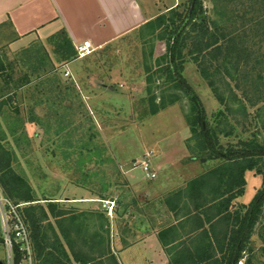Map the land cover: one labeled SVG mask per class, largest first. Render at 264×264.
<instances>
[{
    "label": "rangeland",
    "instance_id": "obj_1",
    "mask_svg": "<svg viewBox=\"0 0 264 264\" xmlns=\"http://www.w3.org/2000/svg\"><path fill=\"white\" fill-rule=\"evenodd\" d=\"M136 1L142 12L153 16L152 19L176 6H179L181 12L187 9L189 3V0ZM202 2L206 14L212 16L211 1ZM141 26L98 51L92 47L91 55L95 59L88 62L89 66L85 69L98 72L106 92L113 96L95 95V104L92 103L93 94L71 91L70 105H66L64 110L63 96L56 94L52 112L60 125L39 128L29 125L31 105L23 104L26 106L21 111L15 107L16 112L13 111L14 107H0V149L9 154L11 168L28 182L34 198L41 203H45L41 201L44 199L52 200L76 215L96 212L105 214L106 221L96 218L86 221L85 224L90 225L86 232L83 230L85 233L82 232L87 236L86 245L76 243L75 251L83 255L86 264L148 263L149 258L144 255L142 247L139 252L119 254V251L134 246L136 239L129 240L127 237L124 242L114 239L117 225L115 219L133 212L142 216L145 212L146 216H151V210L157 209L158 201H163L164 193L180 195L182 191L178 190L182 188L183 180L202 169H206L201 173L204 174L225 164L220 159L202 162L200 159L207 154L193 151L194 148L200 149L195 138L201 129L200 124L198 122V125L191 126L199 109L206 120L203 127L207 126L209 130L216 128L214 116L220 110L219 103L200 77L195 63L186 57L181 71L193 100L191 95L189 98L183 92L175 91L173 83L169 84L165 77L154 74L157 60L165 56L166 47L164 42L140 29ZM58 34L63 33L61 31ZM58 34L56 40L61 39ZM59 50L63 51L57 54L60 63L76 59L71 56L74 48L70 50L69 47H60ZM146 68L152 75V82L155 81L153 85L150 84V90L146 84ZM55 81L57 83L56 78ZM232 86L238 99H242V91L245 90L246 94L253 87L247 84L241 90H236L235 83ZM74 88L72 85V90ZM150 96L156 98L155 104L168 105L151 115L148 103ZM174 98H177L176 102L171 103ZM233 106L236 112L239 106ZM257 108H248L251 114L248 120L240 115L228 120L227 129L232 126L234 132L229 137L219 136L216 150L227 152L242 149L241 145L253 137L258 145L264 147V112L259 114ZM144 163L148 165V172L142 170ZM258 168H261L263 174H257L255 170L245 174L246 185L240 202L246 204V207L257 197H264V157H260ZM151 174L154 178H150ZM208 184L205 186L207 189ZM152 189L160 191L164 197L151 195ZM0 192L3 194L2 190ZM85 199L90 202H83ZM110 200L116 203L112 217L102 207L104 201ZM138 202L139 206L136 205ZM107 230L108 235L105 234ZM96 234L105 238L108 236L110 250L106 256L95 257L89 262L88 254L103 253V242L97 243L99 238ZM249 248L237 264H264V215L258 220ZM154 260L156 264H161L157 257ZM0 264H35L32 246L30 256H25L20 251V245L13 241L10 249L4 242L1 226Z\"/></svg>",
    "mask_w": 264,
    "mask_h": 264
},
{
    "label": "trees",
    "instance_id": "obj_2",
    "mask_svg": "<svg viewBox=\"0 0 264 264\" xmlns=\"http://www.w3.org/2000/svg\"><path fill=\"white\" fill-rule=\"evenodd\" d=\"M210 1L212 16L204 11L202 0H189L187 9L179 12V6H176L140 27L148 31L152 38L164 42L166 47L165 56L157 60L155 75L165 77L169 84L173 83L175 91L189 97L192 92L181 76L182 65L189 57L220 105L219 112L214 116L216 128L209 130L207 126L203 127L206 120L201 109L191 124L194 126L199 122L201 128L195 134L200 149H193L195 153L207 154L200 161L220 159L225 163L199 175L188 185V197L198 201L195 210L201 211L206 207L211 213L207 242H203L200 234L197 240L190 242V249L183 247L170 256L168 264H237L242 255L250 250V239L260 216L264 215V197H257L248 207L233 203L244 193L246 172L255 170L257 174H263L258 162L260 157H264V147L258 145L253 137L241 145L242 149L221 152L215 148L219 136L229 137L234 132L232 126L227 129L229 119L240 115L248 120L251 116L248 108L252 107H258L259 114L264 112V0ZM62 33L58 34V38H66ZM66 39H61L60 47L69 46ZM71 52V56L76 57V52ZM145 75L150 90V84L155 81L152 82L148 68ZM232 83H235L236 90L247 84L253 87L246 94L245 90L242 91L244 98L238 99ZM154 100L156 98L150 96L151 115L168 105H157ZM176 100L174 98L171 103ZM233 105L239 106L236 108L238 113ZM10 161L9 154L0 149V188L13 204L21 206L19 211L29 232L35 264H86L83 255L75 251L76 243L86 245L87 236L82 232L85 233L90 225L85 222L94 218L106 221L105 214L76 215L52 200L39 202L34 198L28 182L13 171ZM218 227L224 230L213 235L212 231ZM105 234L108 235L109 230ZM96 237L99 238L96 241L98 244L103 242V253L88 254L89 262L95 257L106 256L110 250L108 236L105 238L96 234Z\"/></svg>",
    "mask_w": 264,
    "mask_h": 264
},
{
    "label": "crops",
    "instance_id": "obj_3",
    "mask_svg": "<svg viewBox=\"0 0 264 264\" xmlns=\"http://www.w3.org/2000/svg\"><path fill=\"white\" fill-rule=\"evenodd\" d=\"M152 18L142 12L136 0H0V107H14L16 112L15 107L21 111L26 106L23 104L31 105L29 125L39 128L60 125L52 112L56 94L63 96L61 108L64 110L70 105L71 91L93 94L95 104L96 96H113L106 92L98 72L85 69L88 62L95 59L91 54L59 62L57 54L63 52L59 50L61 39L67 38L69 49L70 45L74 48L89 41L98 51ZM61 31L66 38L56 40ZM72 85L76 87L73 90ZM204 171L206 169L183 180L178 190L182 191L180 195L164 193V197L160 191L150 190L151 195L164 197L163 201H158L157 209L151 210L153 215L133 212L115 219L114 239L121 242L127 237L136 239L134 246L119 254L139 252L142 247L149 264H156L154 257L161 264H168L170 256L183 247L190 249V242L197 240L200 234L206 243L211 213L206 207L195 210L198 201L188 197L189 187L186 188L188 182ZM87 201L90 202L86 199L83 202ZM233 203L246 205L240 202V197ZM221 229L224 230L218 227L212 234Z\"/></svg>",
    "mask_w": 264,
    "mask_h": 264
},
{
    "label": "built area",
    "instance_id": "obj_4",
    "mask_svg": "<svg viewBox=\"0 0 264 264\" xmlns=\"http://www.w3.org/2000/svg\"><path fill=\"white\" fill-rule=\"evenodd\" d=\"M74 49L76 52V59L85 58L93 52V48L89 41L76 45ZM65 75L68 76L69 74L66 73ZM142 170L143 172H148V165L144 163ZM150 178H154V175L151 174ZM20 207V205H15L5 198L0 192V226L4 242L11 249L13 241L16 245H20V251L25 256H30L31 246L29 232L20 214ZM102 207L107 212V215L112 217L115 209V201H104Z\"/></svg>",
    "mask_w": 264,
    "mask_h": 264
}]
</instances>
